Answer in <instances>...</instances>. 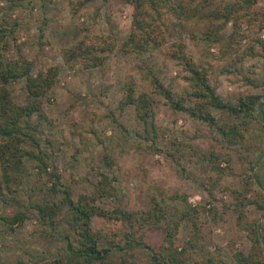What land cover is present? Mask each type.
<instances>
[{"label": "trees", "instance_id": "1", "mask_svg": "<svg viewBox=\"0 0 264 264\" xmlns=\"http://www.w3.org/2000/svg\"><path fill=\"white\" fill-rule=\"evenodd\" d=\"M11 1L9 8L13 9L14 1ZM90 1L93 0H79L75 9ZM119 1L132 8L125 39L118 43L111 31L95 33L83 27L80 38L61 50L65 64L82 72L103 67L111 53L118 57L133 55L141 60L137 63L138 70L149 89L137 88V80L126 76L114 109L105 114L111 125L120 127L124 136L132 130L135 137L148 142L154 150L163 151L157 146V138L165 130L156 119V107L162 105L175 116L205 123L212 129L218 128L230 145L236 144L238 139L242 141L249 120L257 118V112L264 118L262 95L240 94L232 103L218 94V82L211 75V66L201 59L196 61L188 53L181 36L189 35L195 42L198 40L208 47L223 46L224 55L233 52L236 42L239 45L247 37L251 41L249 51L252 52L257 45L264 57V0L260 9L257 8V0H218V3L217 0ZM19 23V17L12 22L0 20V204L16 208L9 215L11 223L22 226L26 220L34 219L39 224L48 225L53 237H57L53 230L58 225L63 227L60 230L65 243L62 257L75 264H106L110 254L116 256L119 264H188L189 252H194L199 258L191 264H220L221 257L211 252L210 243L207 239L204 241L205 234L201 230L205 214L217 212L212 205L215 198L211 189H208V198L193 204L188 203L186 195L173 194L168 197L169 201L165 197L162 200L152 198L148 208L141 211L119 207L109 211L96 203L109 195L112 187L110 178L98 172L100 178L94 190L73 198L71 188L63 183L54 162L57 153L49 148L53 142L45 133V128L51 127L52 122L44 110V101L54 94L60 67L55 63H40L34 72L36 58L29 59L22 53L9 56L8 40L16 41ZM196 32L202 35L201 39L195 37ZM173 35L180 39L170 41ZM162 47L181 72L178 91L174 79L165 82L153 63L147 64L142 60ZM220 72L228 76L237 73L243 84H253L248 74L236 71L234 63ZM15 82L21 84L24 93L21 103H16L11 97L10 86ZM111 86L108 81L102 82L99 94L107 95ZM80 103L84 102L80 99ZM213 110L239 121L218 123ZM130 113L135 121L133 129L117 121L118 117ZM90 115L93 118L96 112L91 111ZM88 132L90 141L85 143L87 146L96 142L90 130ZM194 137L186 138L191 140ZM180 142L177 138L170 140L168 150L175 145L179 148ZM168 150L166 156L178 163L183 155L177 154L176 149ZM227 156L228 153L210 151L208 160L211 168L221 171L220 160H228ZM257 177L256 172H251L241 189L221 188L229 191L236 200L234 209H242L239 217L244 214V205H255L264 216V205L247 196L252 185L261 187ZM22 193L27 195L26 202L21 198ZM95 217L113 221L118 228L105 233V245L99 244L101 236L92 227ZM117 222L121 223V229ZM180 229H188L181 248L175 244ZM246 231L251 241L250 249L247 253L235 251L232 254L234 263L264 264V220L260 224L258 221L247 222ZM156 233L161 240L154 246L151 236ZM133 249L145 252L147 259L144 260ZM25 252L32 264H58L62 261L59 254L47 262L43 258L34 259L27 254L28 251ZM14 264L27 263L19 258Z\"/></svg>", "mask_w": 264, "mask_h": 264}, {"label": "rangeland", "instance_id": "2", "mask_svg": "<svg viewBox=\"0 0 264 264\" xmlns=\"http://www.w3.org/2000/svg\"><path fill=\"white\" fill-rule=\"evenodd\" d=\"M13 1L12 9L9 8L11 0H0V20L12 22L18 17L20 19L16 41L11 38L8 40L9 56L22 53L29 59L36 58L34 72L40 63H55L60 67L54 94L44 101V110L52 122L51 127L45 128V133L53 142V146L49 148L57 153L54 162L63 183L71 188L73 198L94 190V185L100 178L98 172L105 173L111 180L109 195L96 201L109 211L116 207L141 211L148 208L152 198L162 200L165 197L169 201L168 197L173 194L186 195L188 203L193 204L208 198V189H211L215 198L212 205L217 212L207 213L202 218L204 241L207 239L211 252L221 257L220 264H236L232 254L238 250L247 253L250 249L247 222L258 221L260 224L264 216L255 205H244V214L239 217L242 209H234L236 200L229 191H222L221 188L241 189L250 173L256 172L261 187L252 185L253 188L247 196L264 205V118H261V114L257 112V118L249 120L245 138L230 145L218 128L212 129L205 123L175 116L164 106L158 105L157 123L165 131L157 138V146L163 151H156L148 142L135 137L132 130L128 136H124L121 128L113 127L109 118L105 117L109 110L114 109L119 98V89L126 76L137 80V88L149 89L138 70L137 63L141 60L133 55L118 57L111 53L103 67L82 72L70 69L61 56L62 48L80 38L83 27L95 33L111 31L118 43L125 39L130 26L131 6L119 0H93L79 5L77 9L75 5L79 0ZM257 1V8H262V0ZM195 37L201 39L202 35L196 32ZM181 38L186 43L188 53L196 61L201 59L211 66V75L218 82V94L234 103L240 94L260 93L261 101L264 102V57L257 45L252 52L249 51V38L242 39L239 45L236 42V49L226 55L222 53L223 46L208 47L198 40L195 42L189 35H182ZM262 38L264 39V29ZM179 39L175 35L169 38L170 41ZM142 60L147 64L153 63L165 82L174 79L177 91L181 88V72L166 55L165 48L154 51ZM231 63L235 64L238 73L248 74L253 84H243L237 73L228 76L220 72ZM104 81L112 85L105 96L99 94V86ZM10 88L12 99L21 103L24 95L21 84L15 82ZM91 111L96 112L93 118H90ZM212 113L219 120L218 123L239 121L219 111L213 110ZM117 121L129 129L135 126L131 113L118 117ZM88 130L96 142L87 146L85 143L90 141ZM189 136L195 137L189 140L186 138ZM176 138L181 141L179 148L175 145L168 150L169 141ZM174 149L177 154L183 155L178 163L166 156L167 150ZM210 151L228 153V160H220L219 172L210 166ZM21 198L26 202V193H22ZM15 211V207L0 204V264H14L19 258L32 264L25 251L34 259L43 258L47 262L59 254L62 261L58 264H75L62 257L65 243L60 230L63 227L58 225L53 230L57 237H53L48 225L39 224L34 219H28L22 226H18L12 224L9 217ZM117 224L121 229V223ZM92 227L101 236L100 245L106 244L105 233L112 229L118 230L113 221L101 217L92 219ZM187 233L188 229H180L177 234L175 244L179 248ZM160 240L161 236L157 233L151 236L154 246ZM133 251H137L144 260L147 259L142 250ZM197 258V254L189 252L187 263L191 264ZM106 262L119 264L113 254L109 255Z\"/></svg>", "mask_w": 264, "mask_h": 264}]
</instances>
